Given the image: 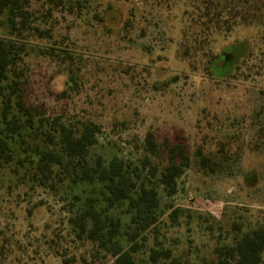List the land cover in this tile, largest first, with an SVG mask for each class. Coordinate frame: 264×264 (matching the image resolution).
<instances>
[{"label": "rangeland", "instance_id": "obj_1", "mask_svg": "<svg viewBox=\"0 0 264 264\" xmlns=\"http://www.w3.org/2000/svg\"><path fill=\"white\" fill-rule=\"evenodd\" d=\"M206 1H30L45 36L27 38L21 89L59 123L100 127L90 164L140 165L149 133L188 147L175 195L141 173L158 206L139 264L158 244L189 264L212 261L236 235L264 225V0L223 2L224 15L239 12L228 25L210 22L207 8L218 3ZM52 182L34 183L14 163L0 168V264H111L72 223L89 198L105 206L104 185ZM127 207L108 212L121 218V233L135 230Z\"/></svg>", "mask_w": 264, "mask_h": 264}, {"label": "trees", "instance_id": "obj_2", "mask_svg": "<svg viewBox=\"0 0 264 264\" xmlns=\"http://www.w3.org/2000/svg\"><path fill=\"white\" fill-rule=\"evenodd\" d=\"M30 1L0 0V168L14 163L25 168L29 180L40 185H48L55 178L60 182L69 178L73 185L96 181L103 184L105 206L99 208L98 201L89 198L72 223L79 237L112 255L111 264H139L136 254L147 240L142 233L156 224L158 206L157 190L144 180L140 182L141 173L147 171L148 177H158L166 194L175 195L179 179L191 164L188 147L180 138L158 143L149 133L140 165L134 167L117 157L108 163L98 158L90 164L86 152L96 143L100 127L92 122L82 124L81 128L59 123L47 116L42 106L28 102L21 89L18 64L27 51V38L45 36L34 22ZM227 1H209L217 2L216 8L220 9L213 8L212 12L207 8L205 16L211 17L210 22L216 19L217 24L228 25V19L239 17V12L230 14L232 18L224 15L230 8L222 9L221 5ZM209 2L205 3L207 7ZM251 18L246 13L242 21L246 23ZM261 19L264 21V14ZM234 26L231 24L226 32ZM203 160L205 164L210 162L209 158ZM125 202L126 213L131 214L128 228L135 226V230L121 233V218H112L108 212ZM119 236L127 237V246L122 245ZM159 246L149 249L145 264H189L174 256L171 249ZM194 264H264V225L236 235L230 245L218 249L216 259Z\"/></svg>", "mask_w": 264, "mask_h": 264}, {"label": "crops", "instance_id": "obj_3", "mask_svg": "<svg viewBox=\"0 0 264 264\" xmlns=\"http://www.w3.org/2000/svg\"><path fill=\"white\" fill-rule=\"evenodd\" d=\"M0 35H2V31H1V29H0Z\"/></svg>", "mask_w": 264, "mask_h": 264}]
</instances>
